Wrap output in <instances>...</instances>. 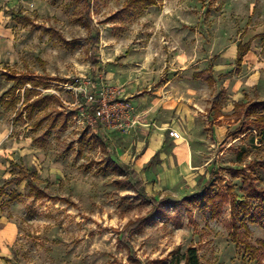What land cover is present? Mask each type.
I'll list each match as a JSON object with an SVG mask.
<instances>
[{
	"label": "rangeland",
	"instance_id": "rangeland-1",
	"mask_svg": "<svg viewBox=\"0 0 264 264\" xmlns=\"http://www.w3.org/2000/svg\"><path fill=\"white\" fill-rule=\"evenodd\" d=\"M127 2L91 3L97 75L86 0H0V264H158L190 246L202 264L264 262V203L244 186L246 176L264 189V142L251 123L264 115V0L124 11ZM5 73L26 83L14 93ZM93 83L115 90L124 128L89 125ZM139 93L165 98L181 132L169 141V129L152 154L144 124L154 121L133 104ZM117 162L136 170L151 199ZM209 186H230L247 208L234 214L225 203L214 215L183 200Z\"/></svg>",
	"mask_w": 264,
	"mask_h": 264
},
{
	"label": "trees",
	"instance_id": "trees-1",
	"mask_svg": "<svg viewBox=\"0 0 264 264\" xmlns=\"http://www.w3.org/2000/svg\"><path fill=\"white\" fill-rule=\"evenodd\" d=\"M93 0H86V8L85 12L83 14L84 17V25L89 30V55L91 59V63L94 69V72L99 73L101 68V61L99 56V47H100V29L96 25L94 19L91 16V3ZM158 0H128V2L124 5V11H129L131 9H139L143 6L149 5V4H156ZM251 48V42L248 41L246 43H239L238 44V53L236 62L239 66L242 65L244 61L245 55L249 52ZM21 77L16 78V76L7 75V77L11 80H13V85L10 87V91H13L14 93L22 88L23 84L26 83V80H23L25 78V74H19ZM21 79V80H19ZM27 93V89H26ZM262 105H264V101L258 102ZM93 106H91V111H93ZM254 125V128L258 135L261 136V142H264V115H260L259 117L255 118L251 122ZM249 129V128H247ZM245 127L242 129L240 128L237 133L243 134L247 131ZM117 165L122 168L123 171L126 172V174L133 180V187L134 189L139 192L143 197L147 199H151L150 195L148 194L146 190V186L143 183L141 179H136L137 172L133 169H131L127 164H119L117 162ZM262 166H264V162L262 163ZM236 176H239L237 174ZM248 177L244 176V186L247 196L258 199L260 202L264 203V189H258L253 184L249 182L247 179ZM184 201L191 202L197 204L201 209H210L214 215H216L222 208V205L225 203H230L232 207V212L236 214V207L241 208H247V201L245 199H240L239 196L233 191V189L228 186L227 192H215V190L209 186L203 189L201 192L188 195L184 197ZM153 201H155L153 199ZM147 217H140L136 220H131L127 223L125 226L124 234L127 233L128 228H133L135 226H138L142 224ZM158 264H202L198 250L195 246H190L187 248V250L183 253H179V249L175 250L173 253L172 259L165 263L163 260H159ZM260 264H264V262H261Z\"/></svg>",
	"mask_w": 264,
	"mask_h": 264
},
{
	"label": "crops",
	"instance_id": "crops-1",
	"mask_svg": "<svg viewBox=\"0 0 264 264\" xmlns=\"http://www.w3.org/2000/svg\"><path fill=\"white\" fill-rule=\"evenodd\" d=\"M100 37H101V34H100ZM237 50H238V47H237ZM237 53H238V51H237ZM101 68H102V70L100 72L103 71L102 63H101ZM100 72L99 73L96 72V74L98 75V74H100ZM4 75L6 77L8 74L5 73ZM132 102L134 105H138L139 111H141L143 113H149L150 117H152L151 118L152 121H154V125H153L154 127H151V122L144 124V129L151 132L148 154H152V152L159 150L164 146L166 132L169 129L177 130L176 128H179V124L177 121H175V122H173V124H171L170 121L167 120V118H169V119L171 118V115L173 113H172V110L169 108L171 105L169 106V104H167V100L165 98H161V96H157L151 100H148V98L146 96H143V95H141V93H139L137 95L132 96ZM147 105H149V106H147ZM176 106H177L176 109L178 112H183L184 104L182 102H180V104H176ZM175 107H174V109H175ZM170 112L172 114H170ZM139 116H141V115L139 114ZM147 121H149V120H147ZM177 131L180 132L179 130H177ZM180 134H181V132H180ZM4 136L5 135H0V137H2V138ZM179 138H181V136L180 137L172 136V137H169V141H172L174 139L177 140ZM132 169L135 170L134 168H132Z\"/></svg>",
	"mask_w": 264,
	"mask_h": 264
},
{
	"label": "built area",
	"instance_id": "built-area-1",
	"mask_svg": "<svg viewBox=\"0 0 264 264\" xmlns=\"http://www.w3.org/2000/svg\"><path fill=\"white\" fill-rule=\"evenodd\" d=\"M115 90L105 84L93 83L86 96L93 111L88 113V123L92 128L99 124L109 128H124L126 113L121 102H113ZM171 134L180 137V132L172 130Z\"/></svg>",
	"mask_w": 264,
	"mask_h": 264
}]
</instances>
